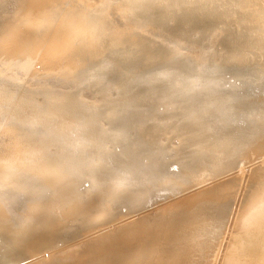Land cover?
Segmentation results:
<instances>
[{
  "label": "bare ground",
  "instance_id": "1",
  "mask_svg": "<svg viewBox=\"0 0 264 264\" xmlns=\"http://www.w3.org/2000/svg\"><path fill=\"white\" fill-rule=\"evenodd\" d=\"M56 1L34 0L33 7L39 13L41 12L42 21L27 19L29 27L27 25L20 26L16 21L11 22L10 26L6 27L5 24L2 26L3 23L0 22V30H2L0 42L7 33L13 35L12 40L3 48L4 56L8 61L6 62L9 66H16L22 73L34 67V61L40 57L44 64L48 66L60 61L71 63L74 60H79L76 58H79L78 56H81V54L90 57L80 66L78 65L77 68H61L55 71H48L47 68L35 70L29 78H25V76L22 78L24 74L20 76V71L18 74L16 71L12 72L13 70H10L11 72H0V245H6L5 248L9 246V249L7 248L8 250L2 253V264L20 262L45 249H51L48 252L49 257H52L50 261H54L52 264L59 263V261L63 264L62 260H55V257H64L65 254H69L71 257L76 255L80 257L82 254L84 256L86 254L87 257L92 256L95 263L91 264H131L132 262L133 264H190L185 263L183 260L186 253L185 248L198 238L193 234V231L202 227L201 222H197L198 226L195 223L193 225V220L200 219L201 216L205 218L207 215L203 224L209 222L208 216L215 211L219 203L220 188H229L234 181L233 179L217 181L213 177L215 178L218 174H221L222 170L228 173L233 168H239V162L242 160V163H246L254 155L264 154V96L257 98V95L255 94V97L250 91V88H254L257 90L256 93H264V64L260 61L263 54L261 51L264 49L262 46L263 20L257 19V23L258 20L263 22V24L259 23L262 24L260 27L258 24L255 25L256 20L255 22L252 21L255 24L250 25L246 33L241 32L242 30H238V28L236 30V24L234 25L232 23L234 21L231 20L233 19L231 14L233 16L238 12L237 9H234V4L231 3V7L223 12L219 10L223 2L228 0H130V3L136 5L134 6L135 9L129 8L128 10L122 8L121 0H64L66 4L62 7H56ZM0 2V7L2 4L6 6L2 0ZM190 2L205 5L207 10L202 9L205 11L203 16H214L216 18L214 22L226 28L227 34L224 37V45L228 53L233 54L236 60L246 57L248 61L245 59V62L252 66L251 70V66L249 68V71L252 72L248 74L246 71H217L226 58L228 59L229 54L226 57L222 55L221 51H217V48H215L216 40L209 37L211 33L196 34V39H200L196 40V45L205 49V55L202 57L203 59L200 58L197 65H189L192 60L190 57L191 52L189 53L185 48H182L188 43L185 37L191 34H186L180 39H173L165 45L154 46L149 53L148 48L150 49L153 40H147L135 47L127 46L119 40L120 25L118 16L121 12L126 13L127 19L132 20L133 30H137L140 23L152 19L158 22H160V19L162 21L167 20L166 17L169 12L165 8L175 10L174 13L184 14L185 23L191 24L197 16L202 14L196 11L200 9L194 8L195 6ZM229 2H232V0H229ZM238 3L242 7L240 9H243L237 15L241 14L240 21L245 23V19L247 21L252 20L254 17L247 18L254 13H252L253 10L250 7L249 0H239ZM159 8L161 13L164 14L160 18L154 13ZM254 11L256 10L254 9ZM5 13H2V15H5ZM260 13L259 11L258 14ZM168 15L173 18L179 17L177 14ZM261 15L262 13L257 17ZM17 16L18 13L12 14L10 12L7 17H0H5L2 19L4 21L6 19L14 20ZM106 16H109L110 19L107 20ZM180 21L182 22V20ZM240 21L239 23H241ZM52 23H55V26L57 25L54 31L55 34L44 37ZM109 32H112L115 38L104 39L107 37L106 35L104 37V34ZM60 34L62 37H60ZM76 45L78 48L74 50ZM121 45L125 46V51L122 50V53L117 50ZM251 48L255 50L252 51ZM69 49L72 50L70 53ZM144 52L146 55H144ZM217 54L220 58L216 57L211 60V64L206 65L203 62L209 60L210 56ZM233 55H230L231 59H233ZM127 58L133 64L131 65L133 71H131V68L130 71H125L124 63ZM148 58H154V60L152 63H148L145 68L142 63ZM140 64H142L141 67ZM0 66H2V63ZM5 68L9 70L11 67ZM5 68L2 69L5 70ZM226 69L228 70V68ZM231 69L234 70V68ZM227 73L237 75L236 77L239 78L243 77L242 79L245 78V80L249 78L248 75L250 78H252L251 75L255 78H252L251 83L244 80L245 83L241 85L242 87L240 86V89L234 92L239 84L236 85L235 83L236 87L230 88L231 90L221 88L225 82L223 76ZM239 74H242V76H239ZM205 80H209V84H206ZM241 81L243 82V80ZM180 88H184V91L189 89V93L175 96V94L181 92ZM191 88L195 89L193 94ZM176 89L179 90L178 93H176ZM165 91H170L168 97L165 96V100L163 97V100L158 99L159 101H156V96L161 92L164 96ZM233 93H235V96H232ZM163 102L170 106L161 109ZM236 109L242 116H257V120H252L254 121L253 125L245 126L242 124V116L239 113L241 116V118L238 116L240 121L231 119L230 123H221L224 118L228 122L231 113ZM189 111H192V113L189 114ZM233 116L236 115L233 114ZM151 117L158 119L155 125L147 122ZM171 119H173V125L170 124L172 126L171 131H165L162 134L154 133V129L164 127L167 121ZM212 123L216 126L214 124L211 126ZM135 134H140L139 139L132 137ZM120 135L125 136L121 139L122 141L119 140L118 143V139L117 141L114 140L118 144L111 142ZM182 135L185 136L183 140L168 144L172 137L179 138ZM110 137L114 138L110 139ZM144 141L146 143L140 148H134L135 145ZM228 144L231 146L230 148L225 147ZM115 145H120L125 152L117 155L118 153L114 150ZM177 148H180L182 157L177 154H170L172 149L177 150ZM190 149H194V151L187 153ZM101 158L107 159L96 170L83 172L82 175L76 176L75 173H78V171H89L88 169ZM179 159V164L175 166L179 167V172L180 170L182 173L186 171L184 175L182 174L183 176L186 177L185 173L187 175H203L205 178L203 183L200 184L206 185L210 182L211 186L204 187V191L200 190L193 195H189L186 200L181 197L169 200V197H171L169 196L170 192L162 194L161 191L164 190L162 188L165 187L161 188L160 184L159 193L162 195H157L159 196L158 199L163 200V203L160 201L162 204H159L160 207L157 209L162 214L160 216H174L175 221L176 219L185 222L193 221L188 226L183 225L180 227V224H178V227L167 230L169 222L167 223L165 217L158 221L160 217L156 214L158 220H154L152 213L145 206H139L137 201L134 200L133 203L130 199L140 200L143 199L140 197H144L148 194V191L155 192L156 189L153 190V186L161 180H165L168 176L170 178L172 170L167 171L159 168V166L167 163L171 164L172 162L177 164ZM259 167L256 169L258 173L256 172L255 176L253 175L257 177V180L252 177L253 183L249 184L252 180L248 183L249 188H247L246 194H242L243 197L241 196L242 206H239L241 214L239 213V217L235 218L237 222L233 219L236 225L232 224L233 231L236 229L239 232L235 233L234 237L231 235L232 242L227 241L229 243L227 244V251H224L225 257L222 264H264V169L263 167L259 169ZM51 172H54V174L52 176L48 175ZM177 175L175 173V177ZM179 175L181 176V174ZM179 175L178 177L182 178ZM171 176L170 181L175 178L173 174ZM91 178L96 180L99 190L82 208L84 212L89 213L95 209L111 210V206L106 202H110L107 196L109 188H112L113 192L117 191L116 193L125 191L123 192L124 197H122L124 202L130 200L133 205L135 202L138 203L130 209L131 211L128 210L134 214L140 211V214L131 220V223L129 221V223H120L116 219L120 218L121 214L115 215L112 212L107 223L113 220L116 221L104 229H97L98 231L92 232L88 237L86 235L85 242H79L82 241V238L74 242L66 241V247L53 249L59 241L57 232L60 225L59 229L55 226L57 224L64 225L65 223V227L68 224L69 219L67 220L66 216L77 209V204L82 203L80 202L82 201L81 198L94 185H89L88 188L86 187V191L82 192L80 190L81 182L82 180L89 181ZM181 180L177 182L182 183ZM165 181L162 184H165ZM177 182L175 180V183ZM61 183L67 184L66 187L59 188ZM130 183H140L143 186H140L141 188H129ZM242 187L244 190L246 189L244 186ZM172 190L171 194L174 191ZM157 193L158 190L155 194ZM150 195L152 197L150 193L149 198ZM228 195L225 198H228ZM138 196L140 197L135 198ZM116 198L111 203L117 201ZM146 200L151 202V199ZM164 200L166 201L164 202ZM141 201L144 203L145 199ZM147 201L145 202L148 204ZM105 203L108 205L106 209ZM119 203L120 206L123 205L122 200ZM192 203L194 204L193 207L188 206ZM44 205L50 208L38 212V207ZM52 205L58 207L51 209ZM62 205L65 208L61 210L60 206L62 207ZM96 205L98 206L96 207ZM78 211V214H75L76 217L86 214L82 213V210ZM218 213L219 217L222 218L221 220L225 219L224 215L227 214V217L229 215L220 210ZM71 215L75 217V215ZM148 215H151V217H148ZM75 220L76 218H72L71 222L73 223ZM212 220L215 221L214 217ZM225 221L223 220L224 223ZM76 222L77 220L73 224ZM217 222H215V227L220 228L218 229L220 233L217 231V235L220 237V234L229 227L225 229L223 228L224 224H217ZM155 223H159L158 226H161L160 224L167 225L166 228L161 226L163 229H161L160 234H164V236L162 235L164 237L163 241L154 246L150 243L149 238L147 242H142L141 245H134L133 247L132 237L136 235V232H140L137 228L147 226L145 227L146 231V228H149L148 226L155 225ZM171 225L170 228L173 226ZM218 225H221V227L223 225V229ZM36 228L40 232H34ZM151 228L153 227L151 226ZM155 228L157 230V227ZM136 229L137 231H135ZM41 231H44L43 234ZM145 231L141 232L147 236L148 233L146 232V234ZM117 233H120L119 236H115ZM232 234L234 233L232 232ZM162 236L160 235V238ZM100 237H103L104 240L97 243L96 240ZM219 237H216L218 243L221 242L219 239H222V237ZM138 238L141 239V236ZM157 238L160 240L159 237ZM213 238L212 240L208 239V242H213ZM216 238L215 241H217ZM37 241L43 242L40 246H37ZM137 242L140 243V241ZM16 243H20L18 248H16ZM83 243L86 244L85 247H83ZM123 243L124 245L125 243L127 245L132 244V246L129 247L127 253L122 254L120 250L123 248ZM218 243L216 242L215 249L219 245ZM14 244L16 245L15 248H13ZM119 244L122 246L120 250H118ZM10 245L13 249H10ZM210 245L212 246V244ZM210 245L208 244L205 247L206 250L204 248L201 251V261L196 264H207L210 260L212 262L213 254L207 252ZM104 248L107 250L102 252L101 250ZM84 250L87 253H84ZM140 251L141 254L138 256L136 252ZM84 256L82 257L84 258ZM86 259L80 260L83 262ZM80 260L76 261L81 262ZM89 260L90 258L87 262ZM47 261L43 258L37 263L44 264ZM66 262L68 263V259ZM72 262H75V260ZM68 264H71V262Z\"/></svg>",
  "mask_w": 264,
  "mask_h": 264
},
{
  "label": "rangeland",
  "instance_id": "2",
  "mask_svg": "<svg viewBox=\"0 0 264 264\" xmlns=\"http://www.w3.org/2000/svg\"><path fill=\"white\" fill-rule=\"evenodd\" d=\"M25 1V2H24ZM130 0H121V6H122V8L123 9H125V10H128L129 8H134L135 9V5L136 4H132V3H130L129 2ZM239 2V0H236L235 1V3H234V0H232V2H229V0L228 1H226V2H223V4H222V6H220V8H219V10L221 11V12H223L224 10H226V9H228V8H230L231 6H230V4L231 3H233L234 4V9H237L238 10V12H236L235 13V15H236V17L238 18H236L235 19V15H233L232 16V14H231V17L234 19H231V17H229L232 21H234V22H232L234 25L236 24V27H235V29L237 30V28H238V30H242L241 32H243V33H246L247 31H248V28H249V26L250 25H254L255 23V25H257L258 24V26L260 27V25H262L263 24V22H264V14H263V12H264V0H249V3H250V7L252 8V13L253 14H251V15H249L247 18H252V17H254L252 20L250 19V20H248L247 21V19H245V23L247 22V23H249V24H245L244 23V21L242 22V21H240L241 20V14H239V16H237L238 15V13H240V12H242V10L240 9V8H242V7H240V3H238ZM2 2L4 3V4H6V6L5 5H1V7H0V12H1V14H0V16H6L7 17V14L8 13H12V14H15V13H18V16H17V18H15L14 20H11V19H6V20H4V21H2V19H4L5 17H0V22L1 23H3L2 24V26H4V24L6 25V27L8 26H10L9 24L11 23V22H14V21H16V23L18 24V25H20V26H26L27 24H28V21H27V19L28 20H34V19H36V20H38V21H42V14H41V12L39 13L38 11H37V9H35L34 7H33V5H34V0H2ZM7 2V3H6ZM10 2V3H9ZM1 3V2H0ZM191 3V2H190ZM237 3V4H236ZM10 5L9 7H7L8 5ZM66 3H65V1L64 0H57L56 1V7H62V6H64ZM191 4H193L195 7L194 8H196V9H200V10H196V11H198L200 14H202V15H199V16H197L194 20V22H192L191 24H186L185 23V16H184V14H178V13H174V11L175 10H173V9H171V8H165V9H167V11L169 12L168 14H177L179 17L178 18H173L172 16H169L168 14H167V17L166 18H168L167 20H164V21H162V19H160V22H158V21H155L154 19H152V20H150V21H148V22H144V23H140V26L138 27V29L137 30H133L132 29V20H130V19H127V14L126 13H123V12H121L120 13V15L118 16V21H119V25H120V35L118 36L119 37V40L122 42L123 41V43H125V44H127V46H130V47H135V46H139V45H141L140 43H142V42H146L147 40L148 41H152L153 43H151V45H150V49L148 48V53L150 52V50H152L153 49V47L154 46H160V45H165V44H167V43H169V42H171L173 39H180L181 37H183L184 35H186V34H191L190 36H188V37H185V39H187L188 40V43L187 44H185V46L184 47H182V48H185L190 54H191V63L189 64V65H193V64H198L199 63V61H200V58L201 59H203L202 57L205 55V49L203 48V47H198L197 45H196V40H200V39H196V34H208V33H211V35L209 36V37H211V39H213V40H216V47L215 48H217V51H221V53H223L222 55L223 56H226V57H228V51H227V48L225 47V45H224V37H225V35L227 34V30H226V28L224 27V26H222V25H218V24H216V22H214L215 20L214 19H216V18H214V16L213 17H210V16H203V15H205L204 13H205V11H203L202 9H205V10H207L206 9V7H205V5H201V4H198V3H191ZM195 4H197V5H195ZM59 5V6H58ZM5 7H7L9 10H10V12H8L9 10L7 9V8H5ZM2 8H4V9H2ZM143 8H145V7H143ZM240 9V10H239ZM254 9L256 10V11H254ZM31 10V11H30ZM15 12V13H13V12ZM259 11L262 13V15L261 16H258L257 17V15H260V14H258L259 13ZM5 12H7V13H5ZM32 14H31V13ZM140 12V11H139ZM255 12H258V13H256L255 14ZM2 13H5V15H2ZM154 13L157 15V17H161L162 15H164L163 13H161V10H160V8L159 9H157V10H155L154 11ZM110 14V12L108 13V15ZM234 14V13H233ZM24 16V17H23ZM33 16V17H32ZM256 16V17H255ZM262 17V18H261ZM107 20H109L110 19V17L109 16H106L105 17ZM229 19V20H230ZM257 19H261V20H263V22H261V21H259L258 20V23H257ZM180 20H182V22L180 21ZM255 20H256V22H255ZM238 22V23H236V22ZM239 21L241 22V23H239ZM252 21H254L253 23H252ZM252 23V24H251ZM259 23H262V24H259ZM237 24H239V25H237ZM240 25H241V29H240ZM244 25H246V26H244ZM57 26V25H56ZM55 23H52L51 25H50V27H49V29H48V31H47V33L45 34V36L44 37H46V36H48V35H54L55 33H54V31H55ZM27 27H29L28 25H27ZM242 27H243V29H242ZM1 31L2 30H0V34H1ZM104 31V30H103ZM104 33H105V31H104ZM201 34V35H202ZM107 37H106V36ZM60 37H62L61 36V34H60ZM104 37H106V38H104V39H107V40H110V39H112V38H115L114 37V35L112 34V32H109V33H107V34H104ZM204 37V36H203ZM262 37H263V47H264V31L262 32ZM12 38H13V35L12 34H9V33H7L5 36H4V39L2 40V42H0V64L2 63V66H0V72H11L10 70H13L12 72H15L16 71V73L18 74L19 73V71L21 72V73H19V75L21 76L22 74H24L23 75V77L22 78H24V76H25V78L27 77V78H29V77H31L32 76V72H34L35 70H43V69H46L47 68V70L48 71H55V70H58V69H61V68H71V69H73V68H77L78 67V65L80 66L84 61H86L87 59H89L90 57H89V55H84V54H81V56H78L79 58H76V59H79V60H74V61H72L71 63H69V62H66V61H60V62H56V63H53V64H51L50 66H48V65H45L44 64V62L42 61V58L40 57V58H37L35 61H34V67H32L31 69H29L27 72H24V73H22V71L20 70V69H17L16 68V66H9V64L7 63L8 61H7V59L5 58V56H4V53H3V48L5 47V45L8 43V42H10L11 40H12ZM106 40V41H107ZM149 45V44H148ZM76 48H78V46L76 45L75 46V48H74V50H76ZM119 48V49H118ZM117 48V50L119 51V52H123V51H125L124 49H125V46L124 45H121V46H119ZM252 49V51H254L255 49H253V48H251ZM123 50V51H122ZM72 50H70L69 49V53L71 52ZM263 54L261 55V59H260V61H261V63L262 64H264V49L261 51ZM67 53H68V50H67ZM145 53V52H144ZM225 53H227L226 55H224ZM235 54V53H234ZM144 55H146V53L144 54ZM233 55V54H229V57H228V59L226 58V60L224 61V63H222L220 66H219V69H217V71L218 70H220V71H222L223 72V70H225V71H227V72H231V70H232V72L233 71H235V72H247L248 74H249V72H252V71H249V68H250V66L251 65H249V63L247 64L246 62H245V59H246V57L245 58H241V57H244V56H241L240 58L241 59H238V60H236V59H234L235 58V56L233 55V59H231V56ZM81 57H83V58H81ZM220 58L219 56H218V54L217 55H214V56H210V59L208 60H204L203 62L206 64V65H209V64H211V60H213V59H215V58ZM41 59V60H40ZM154 60V58L153 59H145L143 62L144 63H142V64H144V66L143 67H145L146 68V65L148 64V63H152V61ZM219 60V59H218ZM239 60H240V62H239ZM242 60V61H241ZM247 60V59H246ZM7 61V62H6ZM235 61V62H234ZM248 61V60H247ZM233 62H234V65H233ZM229 63V64H228ZM232 63V64H231ZM239 63V64H238ZM241 63H243L244 65H242ZM142 64H140V67L142 66ZM235 64H236V66H235ZM131 65H133L131 62H130V59L129 58H127V60L125 61V63H124V66L126 67V72H128V71H130V68H131V71H133L132 70V67L133 66H131ZM229 65V66H228ZM231 65H232V67H231ZM240 67H239V66ZM242 65V66H241ZM259 65H260V63H259ZM4 66V67H3ZM226 66V67H225ZM228 66V67H227ZM234 66V67H233ZM247 66H249V67H247ZM5 67H11V68H9V70L8 69H6ZM230 67V68H229ZM245 67V68H244ZM2 68H5V70L4 69H2ZM225 68V69H224ZM226 68H228V70L226 69ZM231 68H234V70L233 69H231ZM236 68H238V69H236ZM240 68H242L241 70H239ZM2 69V70H1ZM230 69V70H229ZM248 69V70H247ZM252 69V66H251V68H250V70ZM145 71V70H144ZM25 73H26V75H25ZM242 76V74H239V76ZM247 75V74H246ZM233 76V77H232ZM237 75H231V74H225L224 76H223V80L225 81L223 84H222V86H221V88H223L224 90H231V89H233V88H235L236 86L234 85L235 83H236V85L237 84H239V85H237V87H236V89H235V91L234 92H236V90H239L240 89V86L241 85H243V83H245L246 81H249L250 83L253 81L252 80V78H255V77H253V75H251V77L252 78H250V76L248 75L247 77H249V78H247L246 80H245V78L244 79H242V78H239V77H236ZM244 77H245V75H244ZM239 78V79H238ZM235 79V80H234ZM238 79V80H237ZM241 80H243V82L241 81ZM244 80H245V82H244ZM206 81V80H205ZM235 81V82H234ZM239 81V82H238ZM241 81V82H240ZM209 80H207L206 81V84H209ZM238 82V83H237ZM242 83V84H241ZM232 85V86H231ZM234 85V86H233ZM155 86V85H154ZM242 87V86H241ZM154 88H157V87H154ZM217 88V87H216ZM231 88V89H230ZM182 89V90H181ZM191 89H192V91H191ZM190 89V91L192 92V94H193V91H195V89L194 88H191ZM214 89H215V87H214ZM177 90V89H176ZM176 90H174V92H176ZM179 90L182 92V94H181V92H179ZM179 90H177V92L176 93H178V94H175V96H182V95H185V94H187V93H189V89H185V91H184V88H180ZM187 91V92H186ZM250 91H251V94L252 95H254L255 97H256V95H257V98L258 97H263L264 96V93L262 94V93H256L257 92V90L256 89H254V88H250ZM167 92V93H166ZM186 92V93H185ZM190 92V93H191ZM169 93H170V91L168 92V91H165L164 92V96H163V93L161 92V93H159L157 96H156V101H159V100H163L162 98L164 97V100H165V96H167L168 97V95H169ZM184 93V94H183ZM256 94V95H255ZM190 95V94H189ZM232 96H235V93H233V95ZM159 99V100H158ZM186 102V101H185ZM163 104V106H161L162 108L161 109H166V108H168L170 105H168V104H166L165 102H163L162 103ZM168 106V107H167ZM210 107H212V105H210ZM234 109H235V107H234ZM237 110V109H236ZM234 110L232 113L234 114V115H236V116H233V114L231 113V115H230V118H229V120H228V122H227V120L224 118L223 119V121L221 120V123L222 122H224V124H227V123H230V121H231V119L234 121H240L239 120V117L241 118V116H242V114L237 110ZM190 113H192V111H189V114ZM238 113V114H237ZM239 113H240V115H239ZM247 115V114H246ZM232 116V117H231ZM239 116V117H238ZM249 117H250V119H249ZM155 118L156 117H151L150 119H148V123H153L154 125H155V123L157 122V118H156V121H155ZM245 118H246V120H245ZM228 119V118H227ZM242 120L241 121H243V122H245V123H243L242 122V124H244L245 126H250L249 124H254V121H256L257 120V116H252V115H249L248 117H246V116H242V118H241ZM256 119V120H255ZM252 120H254V121H252ZM152 121V122H151ZM155 121V122H154ZM251 121H252V123H251ZM226 122V123H225ZM173 125V119H171V120H169V121H167V123L164 125V127H161V128H156V129H154V133L155 134H162V133H164L165 131H171L172 130V126L171 125ZM214 123H212L211 124V126L213 125ZM247 124V125H246ZM215 125V124H214ZM216 126V125H215ZM139 136H140V134H135V135H133L132 137L134 138V139H139ZM119 137H120V139H119ZM125 136H117V137H115V139H113L114 137H110V139H113L111 142H115V141H117V139H118V143H119V140L120 141H122L121 139H123ZM184 137L185 136H183L182 135V137H172L171 138V141L168 143V144H171V143H175V141L177 142H179L181 139L183 140L184 139ZM107 140L108 141H110L109 140V138H107ZM106 140V141H107ZM115 140V141H114ZM148 141V140H147ZM117 142H115L114 144H118ZM144 143H146L145 141L143 142V143H140V144H137V145H135L134 146V148L135 149H138V148H140ZM232 144V143H231ZM232 146H234L233 144H232ZM118 147V148H117ZM225 147H231L229 144L228 145H226ZM120 148V149H119ZM200 149H201V145H200ZM114 150L118 153L117 155H121V152H122V154L125 152L122 148H121V146L119 145V146H114ZM119 150V151H118ZM129 151V150H128ZM131 151H132V149H131ZM192 151H194V149H190V151H188L187 153H189V152H192ZM177 152V153H176ZM170 154H172V155H175V154H177V155H179V157H182L181 155H182V152L180 151V148H177V150L176 149H172L171 150V153ZM169 154V155H170ZM106 159L107 158H101V159H98L94 164H93V166H91L90 167V169H88L89 171H78V173L76 172L75 174H76V176H80V175H82L83 174V172H85V173H87V172H90V171H94V170H96V168L98 167V166H100L101 164H103L105 161H106ZM178 162H177V164L175 163V162H172L171 164L170 163H167V164H165V165H160L159 166V168H162V169H165V170H167V171H169V170H171V174H170V178L172 177L171 175L173 174L174 176L173 177H175V173H176V175L178 174V172H179V167L178 166H175V165H178L179 164V161H180V159L179 160H177ZM243 161V160H242ZM242 161H240L239 163H240V166H242V167H240L239 166V168H233V170L232 171H230V172H225L224 170H222L220 173L221 174H218L217 175V177H213V179H216L217 181L218 180H221V179H224V181L226 180V181H228V180H230V179H233L234 181H233V183H231V186L228 188H220V195H219V203H218V205H217V208L215 209V211L210 215V216H208L209 217V222H205V224H203L204 223V221L206 220V216H205V218H204V216H201L200 217V219H195V220H193V221H181V220H177L176 219V221L174 220V216L173 217H171V216H167L166 217V215L164 216H160V215H162L161 213H159V211L157 210L159 207H160V205L163 203V200L162 199H158L159 198V196L160 195H162V194H165V192H166V194H168L169 192H170V194H169V196H171V197H169V200H172V199H175V198H185V200H186V198L188 199V197H189V195H193V194H195L196 192H199L200 190H205V188H207V187H209V186H211V184H209L210 182H208L206 185H201L202 183H203V179L205 178V176H203V175H200V174H193V175H191V174H188L187 175V173H185V175H186V177L185 176H183L184 175V172H186V171H184L183 173H182V171L180 170V172H179V174H181V176L180 177H184L183 179L182 178H179L178 177V175L173 179H171V181H170V178H169V176L165 179V180H167V181H165V180H161L159 183H157L156 185L159 187H155L156 185H154L153 186V190H158V193L157 194H155L156 193V190H155V192L153 191V192H147L148 194H146L144 197H140V196H138V197H135V198H143V199H145V201H147L146 199H148V200H150L151 199V202L150 201H147L148 202V204L144 201V203H145V205H144V203L141 201V200H143V199H134V198H132V199H130V200H132L133 201V203H134V200L135 201H137L138 203H139V206H145L146 208H147V210L149 211V212H151L152 214V218L154 219V220H158V215H159V220L158 221H160V220H162L164 217H165V220H167V225H168V227H167V225L166 226H164V225H162V224H160L162 227H167L166 229L167 230H169V229H172V228H175V227H178V224H180L179 226L181 227V226H183V225H187L188 226V224L189 223H191L192 224V222H193V225H194V223H195V225L196 226H198L197 224L198 223H200L201 222V224H202V227L200 228V229H197V230H194L193 231V234L194 235H196V236H198V238L196 239V240H194L192 243H190L189 245H187L186 246V248H185V255H184V262L186 263V262H188V263H190V264H196L197 262L199 263L200 261H201V251L205 248V247H207V245L209 244H212V246L210 245L208 248H207V252H209V253H212L213 254V256H212V258H213V260H212V262H211V260H210V262L209 263H207V264H217L219 261L221 262H219L220 264H222V262L224 261L223 259H224V257H225V252L224 251H227V244L231 241H233V238H232V236L234 237L235 236V233L237 234L238 232H237V230L236 229H234V231H233V225L235 226L236 225V223L235 222H237L236 221V217H239V215L241 214V212L239 211L240 209H239V206L241 207L242 206V204H241V198L243 197L242 196V194L244 195V194H246V190H247V188H249L248 187V185L250 184L251 185V183H253V179H252V177H254L255 176V174H256V172H257V168H258V166H260V167H263V169H264V154L263 155H259V156H253V158L251 159V160H249V161H246V163H242ZM257 161H259L258 163H256ZM72 162V161H71ZM248 162H250L249 164H248ZM254 162V163H253ZM242 163V164H241ZM256 163V164H255ZM72 164V163H71ZM174 164V165H173ZM255 164V165H254ZM258 164V165H257ZM246 165V166H245ZM158 166V165H157ZM170 168V169H168V168ZM177 167H178V169H177ZM259 167V169H261ZM254 169H255V171H254ZM175 171V172H174ZM177 171V172H176ZM228 171V170H227ZM254 173H253V172ZM258 173V172H257ZM260 173V172H259ZM54 174V172H51V173H49L48 175H53ZM183 174V175H182ZM211 174H213V173H211ZM210 174V175H211ZM261 174H262V172H261ZM254 175V176H253ZM235 177V178H234ZM251 179H250V178ZM176 178H178L179 180H177ZM218 178V179H217ZM257 177H254V180H257L256 179ZM94 178H91L89 181H83L82 180V182H81V186H80V190L82 191V192H84V191H86V187L88 188V186L89 185H91V184H94L91 188H89L88 189V192L87 193H85L84 194V196L81 198V200L82 201H80V202H82V203H78L77 205V209L79 210H77V209H74L73 211H75V212H73V211H71L70 212V214L68 215V216H66L67 217V220L69 219L70 220V222H69V220H68V224L64 227V225H65V223H64V225H61V224H57L56 226H55V228L57 227V229H59V231L57 232V234H59V241L56 243V245L53 247V249H60V248H64V247H66L65 245L67 244L66 243V241H70V242H74V241H79L80 240V238H82V241H79V242H85V240H86V238L88 237V235L89 234H91L92 232H94V231H98V230H100V229H104V228H106L107 226H109L111 223H113L114 221H116V220H118V222H120V223H131V220H133L135 217H138L137 215H139L140 214V211L138 212L137 211V213L136 214H134V213H132V212H130L131 210L130 209H132L134 206H136L135 204H138V203H136L135 202V204L133 205V203H131L130 202V200H128V201H126V202H124L123 201V198L122 197H124V193L123 192H125V191H121V192H118V193H116V192H113V189L112 188H109V193H108V201H110V202H106V203H109L108 205H110L111 207V210H109V209H106V207L108 206L106 203H105V209L106 210H104V209H95V210H91V212H84L83 211V209L82 208H84V206L87 204V201H89L90 200V198H92V196H94V195H96L97 193H98V190H99V187H98V185H97V183H96V180L94 179ZM182 179V180H181ZM246 179V180H245ZM175 180H176V182L177 181H180L181 180V182L182 183H180V182H177V183H175ZM237 180V181H236ZM252 180V182H250ZM165 181V184H162L163 182ZM168 181H170L169 183H168ZM172 181H173V183H172ZM239 184H238V183ZM250 182V183H249ZM183 183H184V185H183ZM201 183V184H200ZM247 183V184H246ZM249 183V184H248ZM160 184H161V188L162 187H165V188H162V189H164V190H162L161 192H162V194L161 193H159V189H160ZM167 184H170L169 186L167 185ZM172 184V185H171ZM242 184V185H241ZM66 185L67 184H65V183H61V187H59V188H63V186L64 187H66ZM97 185V186H96ZM138 185V186H137ZM198 185V186H197ZM238 185H239V187H238ZM133 186V187H132ZM143 186V184L141 185L140 183H130L129 184V188H135V187H137V188H141V187ZM167 186V187H166ZM237 186V187H236ZM242 186H244L246 189L244 190V188L241 187ZM155 187V188H154ZM175 187H177L178 189H173L172 190V188H175ZM205 187V188H204ZM233 187H235V188H233ZM98 188V189H97ZM231 188H233V189H231ZM242 189V190H241ZM166 190V191H165ZM168 190H170V191H168ZM171 190L173 191L172 192V194H174L175 196H173L172 194H171ZM221 190H222V192H221ZM226 190V191H225ZM227 190H228V192H227ZM231 190V191H230ZM233 190V191H232ZM80 191V192H81ZM168 191V192H167ZM241 192V193H240ZM152 194V197H151V195H150V198H149V194ZM228 193H229V195H228ZM122 194V195H121ZM154 194V195H153ZM177 194V195H176ZM148 195V196H147ZM157 195H159V196H157ZM226 195H228V198H225V196ZM121 196V197H120ZM148 198H147V197ZM242 196V197H241ZM117 197V198H116ZM157 197V198H156ZM114 198H116L117 199V201H114L113 203H111V201L112 200H114ZM153 198H155V199H153ZM221 198V199H220ZM85 199V200H84ZM229 199V200H228ZM84 200V201H83ZM122 200V202H123V205L122 206H120L121 204L119 203V201H121ZM228 200V201H227ZM241 200V201H240ZM157 201H159V202H157ZM162 203H161V202ZM166 200H164V202H165ZM223 201V202H222ZM77 202H78V200H77ZM76 202V203H77ZM129 202V203H128ZM142 202V203H141ZM118 203H119V205H118ZM128 203V204H127ZM141 203V204H140ZM153 203H154V205H153ZM83 204V205H82ZM127 204V205H126ZM132 204V205H131ZM160 204V205H159ZM228 204V205H227ZM238 204V205H237ZM82 205V206H81ZM113 205V206H112ZM147 205V206H146ZM159 205V206H158ZM226 205L227 206H229L228 208L226 207ZM53 207H51V209L52 208H54V207H58L57 205H52ZM76 206V205H75ZM80 206V207H79ZM98 205H96V207H97ZM138 206V205H137ZM188 206H190V207H193L194 206V204L192 203V204H189ZM238 206V207H237ZM112 207H113V209H112ZM116 207V208H115ZM222 207H224V208H222ZM236 207H237V209H236ZM50 207H47V206H40V207H38V212H42V210H46V209H49ZM63 208H65L63 205H62V207L60 206V209L62 210ZM153 208V209H152ZM227 208V209H226ZM230 208V209H229ZM231 208H232V210H231ZM130 211H129V210ZM225 209H226V211H225ZM229 209V210H228ZM83 211L82 213H86L85 215L83 214H81L80 216H78V217H76L77 215H75L76 213H77V211L78 212H80V211ZM128 210V211H127ZM146 210V209H145ZM154 210V212H152ZM219 210L221 211V212H223V213H228L229 215H228V217H227V214L226 215H224V217H225V219H228V220H226L225 221V219L223 218V220L225 221V223L223 222V220H221L222 218H220L219 217ZM223 210V211H222ZM237 210V211H236ZM89 211V210H88ZM112 212H113V214H115V215H117V214H121L120 215V218H118V219H116V220H113V221H111V222H109V223H107L108 221H109V219L111 218L110 216L112 215ZM129 212V213H128ZM156 212H158V213H156ZM216 212V213H215ZM230 212V213H229ZM237 212V213H236ZM207 213V212H206ZM240 213V214H239ZM71 214H73V215H75V217H73ZM78 214V213H77ZM87 214H90V215H87ZM127 216H126V215ZM129 214V215H128ZM131 214V215H130ZM156 214H158V215H155ZM135 215V216H134ZM151 215H148V217L150 216L151 217ZM72 217V218H76V220H77V222L75 223V224H73L75 221H73V223L71 222L72 221V218H68V217ZM219 217V218H216V217ZM113 217V216H112ZM132 217V218H131ZM162 217V218H161ZM213 217H214V219H215V221H213L212 219H213ZM234 217V218H233ZM107 218V219H106ZM171 218V219H170ZM210 219H211V222H210ZM235 220V222H234V220ZM172 220V221H171ZM173 220H174V223L176 222V226L174 225V223H173ZM219 221V222H217V221ZM97 223H95V222ZM123 221V222H122ZM129 221V222H128ZM181 221V222H180ZM229 221V222H228ZM178 222V223H177ZM188 222V223H187ZM198 222V223H197ZM215 222H217V224H224L225 226L223 227V225H222V227L223 228H225V229H227L228 227V229L225 231V229H224V231L225 232H223L222 234H220V237H222V239H219L220 241V243H218V240H217V238L216 237H219V235H217L218 233H220V230H218V229H220L218 226H220L221 227V225H218L217 227L218 228H216L215 226H216V223ZM93 223V224H92ZM226 223H227V225H226ZM72 224V225H71ZM158 224L159 223H155V225H151L153 228H151V226H148L149 228H146V231H145V227H147V226H142V227H138L137 229H138V232L140 233V235H139V233H137L136 232V235L135 236H133L132 238L134 239H132V241H131V243L133 244V247H134V245L135 246H138V245H141V243L143 242V243H145V242H147V240L150 238V243H152L154 246H156V245H158L159 243H160V241H163V239H164V234H160V232H161V229H163L161 226H158ZM173 226H172V225ZM190 224V225H191ZM233 224V225H232ZM59 225H60V227H59ZM170 225L172 226L171 228H170ZM231 225H232V227H231ZM59 227V228H58ZM61 227H63L62 229H61ZM155 227H157V230H156V228ZM159 227H161V228H159ZM221 227V228H222ZM142 228H144L143 230H142ZM150 228H151V231H150ZM222 228V229H223ZM57 229H54L55 231L57 230ZM98 229V230H97ZM137 229L135 230V231H137ZM139 229H141V230H139ZM158 229H159V231H158ZM165 229V230H166ZM221 229V230H222ZM36 230H37V228H36ZM34 231V232H38L39 230H37V231ZM231 230V231H230ZM49 231V230H48ZM141 231H145V233L147 234V236L146 235H143V232H141ZM154 231V232H153ZM158 231V232H157ZM204 231H205V234H204ZM208 231V232H207ZM217 231H219L218 233H217ZM40 232V231H39ZM44 232V231H43ZM43 232L41 231V233L43 234ZM50 232V231H49ZM48 232V233H49ZM151 232V233H150ZM153 232V233H152ZM156 232H157V234H156ZM229 232V233H228ZM232 232L234 233V234H232ZM45 233H47V231H45ZM141 233H142V235H141ZM144 233V234H145ZM119 234L120 233H117V234H115V236H119ZM151 234V235H150ZM154 234H155V236H154ZM224 234V235H223ZM228 234V235H227ZM86 235H87V237H86ZM139 235V236H138ZM148 235H150L149 237H148ZM160 235L162 236L161 238H160ZM232 235V236H231ZM141 236V239H139L138 237H140ZM216 236V237H215ZM231 236V237H230ZM86 237V238H85ZM104 237V236H103ZM103 237H100L99 239H97L96 240V242L97 243H99V242H101V241H103L104 240V238ZM137 237V238H136ZM145 238V240H143L144 238ZM152 237V238H151ZM154 237V238H153ZM157 237H159V239L160 240H158V238ZM214 237V238H213ZM219 237V238H220ZM224 237V238H223ZM84 238V239H83ZM212 238H213V242L212 241H209L208 242V239L209 240H212ZM216 238V240L217 241H215L214 239ZM229 238H231V239H229ZM137 241H140V243L139 242H137ZM154 239H156V240H154ZM229 239V240H228ZM152 240H154V241H156L155 243H154V241L152 242ZM159 242H158V241ZM223 241V242H222ZM227 241H229L228 243H227ZM43 241H37L36 243H37V246L39 245H41V243H42ZM216 242L219 244V245H217V248L215 249V245H216ZM137 243V244H136ZM208 243V244H207ZM215 243V244H214ZM222 243H224L223 244V246H221L222 245ZM20 244V243H19ZM19 244L18 243H16V245L14 244L13 246V248H15V246H16V248H18V246H19ZM132 244L131 245H127L126 243H125V245H124V243L122 244V246H123V248H121L122 246H121V244H119V249L118 250H120V248L122 249V250H125V251H123L122 252V250H120L121 251V253L123 254V253H127V251L129 250V247L130 246H132ZM214 244V245H213ZM225 244H226V246H225ZM85 245L86 244H84L83 243V247H85ZM2 245H0V264H2V261H3V255H2V253L4 252V251H6V250H8L9 249V246H7L6 248H5V246L6 245H3L2 247H1ZM11 246V248L10 249H13L12 248V245H10ZM82 246V245H81ZM218 246H219V248H218ZM220 246H221V248H220ZM127 248V250H126V248ZM8 248V249H7ZM218 249H220V250H218ZM107 249L106 248H104L103 250H101L102 252H104V251H106ZM205 250H206V248H205ZM214 251V252H212V251ZM216 250H217V252H216ZM48 251H51V249H45V250H41V252H39V253H37V254H34V255H32L31 257H28V258H26V259H24V260H22V261H20V262H12V263H10V264H38L37 263V261H39V260H41V259H47L48 261L47 262H45L44 264H46V263H48V264H52V263H54V261L53 262H51L50 260H52V257L50 256L49 257V252ZM83 251V250H82ZM229 251V250H228ZM87 253V251L86 250H84V253ZM102 252H100V253H102ZM218 253V254H217ZM136 254H138V256L141 254V251L140 252H136ZM222 256H221V255ZM224 254V255H223ZM125 255V254H124ZM220 255V256H219ZM68 258H67V257ZM82 256H84L83 254H82ZM81 255H80V257H79V255L77 256H70L69 254H65V256L63 257H60V258H58V257H55V260H62L63 261V264L64 263H66V264H68V263H70L71 262V264H81V263H83V262H85V263H83V264H91V263H93L94 262V259L92 260V256L91 257H87L86 256V254H85V256H84V258L86 259V261L85 260H83V262L81 261L82 259H84L83 257H82ZM218 256V257H217ZM76 257V258H75ZM79 257V258H78ZM221 257H222V259H221ZM70 258V259H69ZM72 258H73V260H72ZM88 258H90V260L87 262V260H88ZM218 258V259H217ZM67 259H68V263L66 262L67 261ZM80 260L81 262H79V261H76V260ZM75 260V262H72V261H74ZM92 260V261H91ZM77 262H79V263H77ZM95 263V262H94ZM218 263V264H219ZM4 264V263H3ZM43 264V263H42ZM55 264H62L60 261H59V263H55ZM131 264H133V262L131 263Z\"/></svg>",
  "mask_w": 264,
  "mask_h": 264
}]
</instances>
